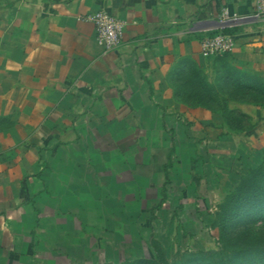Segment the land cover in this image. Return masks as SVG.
<instances>
[{"label":"crops","instance_id":"1","mask_svg":"<svg viewBox=\"0 0 264 264\" xmlns=\"http://www.w3.org/2000/svg\"><path fill=\"white\" fill-rule=\"evenodd\" d=\"M222 9L239 20L225 26L237 29L226 62L263 70L256 0H0L1 255L52 208L34 205L58 202V184L74 171L69 131L81 136L92 128L95 142L108 136L118 148L128 135L106 128L141 124L148 111L168 112L159 119L172 121L179 112L209 119L211 108L183 99V81L196 68L212 82L220 69L199 41L217 31ZM98 10L127 23L115 50L105 52L83 19Z\"/></svg>","mask_w":264,"mask_h":264},{"label":"rangeland","instance_id":"2","mask_svg":"<svg viewBox=\"0 0 264 264\" xmlns=\"http://www.w3.org/2000/svg\"><path fill=\"white\" fill-rule=\"evenodd\" d=\"M218 21L217 31L235 23ZM245 72L264 82V69ZM216 102L227 122L148 111L136 126H109L128 135L118 148L92 128L69 131L74 171L61 185L72 189L58 184V202L34 205L54 210L0 250V264H220L227 248L228 264H264V195L258 203L250 186L227 197L264 156V94L232 87Z\"/></svg>","mask_w":264,"mask_h":264},{"label":"trees","instance_id":"3","mask_svg":"<svg viewBox=\"0 0 264 264\" xmlns=\"http://www.w3.org/2000/svg\"><path fill=\"white\" fill-rule=\"evenodd\" d=\"M236 31V27H224L219 31L211 32L210 35L220 32L233 35ZM227 59L228 53L216 56L215 61L220 69L217 70L212 82H209L207 76L199 69L195 68L188 72L183 81L186 90L183 91L184 95L182 96L183 99L190 100L195 106L209 107L212 112H218L224 122H227L226 117L230 116V111L227 110L225 105L219 106L216 99L222 94L226 95L227 88L229 90L232 87L245 88L253 91L255 94H264V82L261 79L229 65L226 62ZM140 149L142 150V148H138V150ZM245 189L252 191L253 195H256V198L259 200L258 203H261V197L264 195V156H262L256 167L250 168L247 174L241 177L232 193L227 196L228 200L236 202L243 195ZM155 251V255L159 259L157 250ZM227 251L228 248L221 251V255L223 254L224 258L220 259V264H228L227 259H230V256L227 254Z\"/></svg>","mask_w":264,"mask_h":264},{"label":"built area","instance_id":"4","mask_svg":"<svg viewBox=\"0 0 264 264\" xmlns=\"http://www.w3.org/2000/svg\"><path fill=\"white\" fill-rule=\"evenodd\" d=\"M255 11L257 20L264 22V0H256ZM237 18L238 15L236 13H231L227 9H222L219 15V19L222 22H232ZM83 19L92 24L96 42L105 52L115 50L120 45L127 25L124 20L105 10H98L87 14ZM199 43L200 51L203 55H217L233 50L234 37L220 32L214 35L203 36Z\"/></svg>","mask_w":264,"mask_h":264}]
</instances>
